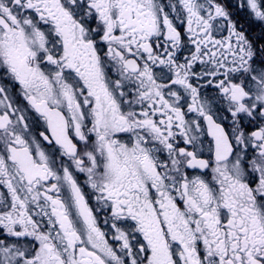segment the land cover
Listing matches in <instances>:
<instances>
[{
    "label": "snow or ice",
    "instance_id": "1",
    "mask_svg": "<svg viewBox=\"0 0 264 264\" xmlns=\"http://www.w3.org/2000/svg\"><path fill=\"white\" fill-rule=\"evenodd\" d=\"M0 264H264V0H0Z\"/></svg>",
    "mask_w": 264,
    "mask_h": 264
},
{
    "label": "flooded vegetation",
    "instance_id": "2",
    "mask_svg": "<svg viewBox=\"0 0 264 264\" xmlns=\"http://www.w3.org/2000/svg\"><path fill=\"white\" fill-rule=\"evenodd\" d=\"M209 91H211V90H209ZM81 179H83V176H81Z\"/></svg>",
    "mask_w": 264,
    "mask_h": 264
}]
</instances>
